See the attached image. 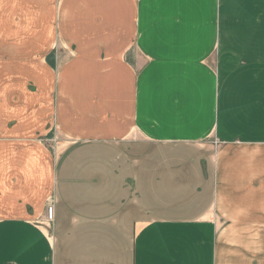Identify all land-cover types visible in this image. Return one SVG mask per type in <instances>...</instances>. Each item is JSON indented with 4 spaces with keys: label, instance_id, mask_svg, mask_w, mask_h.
Here are the masks:
<instances>
[{
    "label": "crops",
    "instance_id": "0c3cea01",
    "mask_svg": "<svg viewBox=\"0 0 264 264\" xmlns=\"http://www.w3.org/2000/svg\"><path fill=\"white\" fill-rule=\"evenodd\" d=\"M0 264H264V0H0Z\"/></svg>",
    "mask_w": 264,
    "mask_h": 264
},
{
    "label": "built area",
    "instance_id": "2783aa9c",
    "mask_svg": "<svg viewBox=\"0 0 264 264\" xmlns=\"http://www.w3.org/2000/svg\"><path fill=\"white\" fill-rule=\"evenodd\" d=\"M46 215H47V220L48 221L53 220L54 209H53V203L52 202L50 203V201L47 203Z\"/></svg>",
    "mask_w": 264,
    "mask_h": 264
},
{
    "label": "rangeland",
    "instance_id": "374dc122",
    "mask_svg": "<svg viewBox=\"0 0 264 264\" xmlns=\"http://www.w3.org/2000/svg\"><path fill=\"white\" fill-rule=\"evenodd\" d=\"M212 136H213V135H210V136H209V139H210V140H214V142H216V138L214 139V137L212 138ZM61 144H62V143H61ZM55 145H56V144H55ZM58 146H60V145H58ZM59 148H60V147H59ZM51 221H53V220H51ZM51 221H49V222H51Z\"/></svg>",
    "mask_w": 264,
    "mask_h": 264
}]
</instances>
